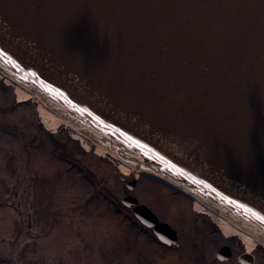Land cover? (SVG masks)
I'll return each instance as SVG.
<instances>
[{
    "label": "water",
    "instance_id": "1",
    "mask_svg": "<svg viewBox=\"0 0 264 264\" xmlns=\"http://www.w3.org/2000/svg\"><path fill=\"white\" fill-rule=\"evenodd\" d=\"M0 69L264 241V0H0Z\"/></svg>",
    "mask_w": 264,
    "mask_h": 264
},
{
    "label": "rangeland",
    "instance_id": "2",
    "mask_svg": "<svg viewBox=\"0 0 264 264\" xmlns=\"http://www.w3.org/2000/svg\"><path fill=\"white\" fill-rule=\"evenodd\" d=\"M42 119L38 101L0 75V264H149L162 249L136 233L121 199L132 194L163 217L173 191L142 175L129 190L121 176L135 170L75 126Z\"/></svg>",
    "mask_w": 264,
    "mask_h": 264
},
{
    "label": "flooded vegetation",
    "instance_id": "3",
    "mask_svg": "<svg viewBox=\"0 0 264 264\" xmlns=\"http://www.w3.org/2000/svg\"><path fill=\"white\" fill-rule=\"evenodd\" d=\"M172 197L175 198L174 202L166 201L161 205L166 216L157 215L161 221L168 222L178 229V242L166 244L160 241L153 228L144 226L136 219V233H145V236L152 239V246L159 245L162 249H154L157 254L154 257L150 255L149 264H155L152 261L161 264H264L263 245L258 242L252 244V240L242 234L224 231L214 217L198 209L188 196L173 191L169 198ZM167 206L169 210L166 209ZM171 209L173 213H169ZM172 218H176L179 228L172 223Z\"/></svg>",
    "mask_w": 264,
    "mask_h": 264
},
{
    "label": "bare ground",
    "instance_id": "4",
    "mask_svg": "<svg viewBox=\"0 0 264 264\" xmlns=\"http://www.w3.org/2000/svg\"><path fill=\"white\" fill-rule=\"evenodd\" d=\"M0 75L4 76L6 78L7 81H9L10 83H13L15 85V89L16 92L23 98V99H29V98H33L36 101H38V107H39V111L40 114L43 116L42 121L44 122V124L50 128L51 125L53 123H62V124H67L69 126L74 127L73 123L68 121L66 118L52 112L49 108V106L46 104V102L44 101L43 98H41L39 95H37L36 93H34L33 91H30L24 87H22L21 85H19L13 78H11L10 76H8L6 73L0 71ZM79 137V136H78ZM96 151L100 154H104V153H108L107 149L104 148L102 145H96ZM121 169H123L126 173H130L133 170H135L136 172L140 173L138 170H136L134 167L125 164V163H121L120 164ZM197 205L202 208V209H206L208 212H210L217 220L218 222L226 229H228L230 232L232 233H239L241 230H239L237 228V226L235 224H232L228 219H226L225 217L216 214L213 211H210L205 205H203L201 202L197 201L196 202ZM244 233V232H243ZM246 234L248 237H252L250 234L248 233H244Z\"/></svg>",
    "mask_w": 264,
    "mask_h": 264
},
{
    "label": "snow or ice",
    "instance_id": "5",
    "mask_svg": "<svg viewBox=\"0 0 264 264\" xmlns=\"http://www.w3.org/2000/svg\"><path fill=\"white\" fill-rule=\"evenodd\" d=\"M5 55H7V54L5 53ZM9 59H11V58H9ZM137 143H139V141H137ZM241 207H245V206L241 205ZM249 211L251 212L252 210L249 209ZM252 215L255 216L257 219L264 220V216H261L259 213L252 212Z\"/></svg>",
    "mask_w": 264,
    "mask_h": 264
}]
</instances>
